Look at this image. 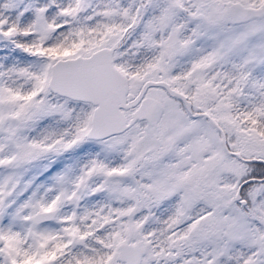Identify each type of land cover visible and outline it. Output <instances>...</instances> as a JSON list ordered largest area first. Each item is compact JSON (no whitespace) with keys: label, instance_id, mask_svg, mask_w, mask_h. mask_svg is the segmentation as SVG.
<instances>
[{"label":"snow or ice","instance_id":"1","mask_svg":"<svg viewBox=\"0 0 264 264\" xmlns=\"http://www.w3.org/2000/svg\"><path fill=\"white\" fill-rule=\"evenodd\" d=\"M0 264H264V0H0Z\"/></svg>","mask_w":264,"mask_h":264}]
</instances>
